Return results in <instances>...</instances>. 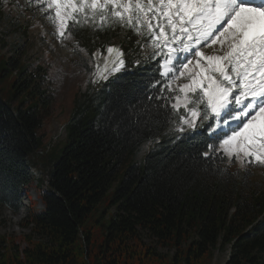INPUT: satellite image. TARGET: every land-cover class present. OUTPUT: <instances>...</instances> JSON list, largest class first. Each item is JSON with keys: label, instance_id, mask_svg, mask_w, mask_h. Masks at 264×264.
I'll use <instances>...</instances> for the list:
<instances>
[{"label": "trees", "instance_id": "trees-1", "mask_svg": "<svg viewBox=\"0 0 264 264\" xmlns=\"http://www.w3.org/2000/svg\"><path fill=\"white\" fill-rule=\"evenodd\" d=\"M14 29L27 36L28 26ZM114 40L124 54L123 73L90 81L78 94L49 188L37 195L43 209H30L25 218L26 247L1 239L0 264H210L213 251L225 248L226 264H264V180L252 183L245 169L203 157L206 144L216 143L209 122L184 133L170 131L174 126L162 119L145 127L144 110L133 106H154L158 101L147 97L161 87H146L158 75V62L138 58L146 37L138 40L119 25L77 26L72 48L91 56ZM5 59L0 78L12 73L14 95L24 93L28 102L12 106L0 89V207L18 213L34 182L38 131L51 98L28 66ZM155 138L161 141L135 165L140 147Z\"/></svg>", "mask_w": 264, "mask_h": 264}, {"label": "snow or ice", "instance_id": "snow-or-ice-1", "mask_svg": "<svg viewBox=\"0 0 264 264\" xmlns=\"http://www.w3.org/2000/svg\"><path fill=\"white\" fill-rule=\"evenodd\" d=\"M54 26L63 43L77 27L119 25L146 37L158 60L146 87L156 88L144 110L184 133L198 124L215 133L203 157L247 172L264 167V0H27ZM79 52L85 50L79 48ZM92 83L125 67L123 52L108 47ZM94 56L97 54L94 53ZM179 139V136H177ZM250 174V172L248 173Z\"/></svg>", "mask_w": 264, "mask_h": 264}, {"label": "rangeland", "instance_id": "rangeland-1", "mask_svg": "<svg viewBox=\"0 0 264 264\" xmlns=\"http://www.w3.org/2000/svg\"><path fill=\"white\" fill-rule=\"evenodd\" d=\"M0 11L2 15L0 40H2V45H5L0 47V72L4 68L5 58H17L29 67L30 73H35L38 77L36 80L43 84L42 89L51 98L49 117L43 121L42 128L38 131L42 145L39 148L38 157H35L36 164L32 169L34 182L23 192V199L27 197V203L22 202L23 207L18 213H12L0 207V240L14 239L16 245L23 249L26 245L22 244V239L30 235L29 228L24 226L27 213L30 209L37 212L43 209L37 195L40 196L49 188L54 158L59 155L60 148L65 142L64 127L71 118L75 99L78 94L84 92L86 85L93 79L90 72L95 70L97 62L103 63L108 47L105 50L97 48L93 52L97 54L96 56L93 54L89 56L86 51H78L77 55L72 48L73 38L61 43L53 35L54 26L34 4L30 5L27 0H0ZM17 25L28 26L26 37L23 32L14 29ZM112 42L115 46L116 40ZM14 46H17L16 51L13 50ZM37 66H40L45 73L36 71ZM41 75L44 76L43 79H40ZM12 81V73H9L5 81L0 78L3 99L12 106L22 104L27 107L28 102L24 93L14 95L16 85H11ZM205 125L206 122L203 126L198 124L195 129L187 131L196 129L202 131ZM160 141L161 138H155L143 144L132 158L134 164L138 165L144 155L154 149ZM230 167L236 171L244 170L238 162L230 164ZM263 173L264 167L262 166H251L246 172L252 183L263 182ZM33 240L38 241L40 238L34 236ZM142 240L144 244L148 243L146 239L142 238ZM229 256V248L213 251L210 264H226Z\"/></svg>", "mask_w": 264, "mask_h": 264}, {"label": "bare ground", "instance_id": "bare-ground-1", "mask_svg": "<svg viewBox=\"0 0 264 264\" xmlns=\"http://www.w3.org/2000/svg\"><path fill=\"white\" fill-rule=\"evenodd\" d=\"M31 194H32V193H31ZM24 203H25V204L27 203V197L25 198Z\"/></svg>", "mask_w": 264, "mask_h": 264}]
</instances>
